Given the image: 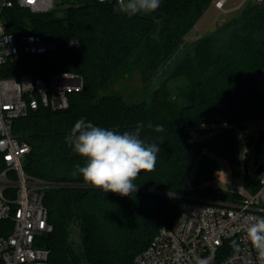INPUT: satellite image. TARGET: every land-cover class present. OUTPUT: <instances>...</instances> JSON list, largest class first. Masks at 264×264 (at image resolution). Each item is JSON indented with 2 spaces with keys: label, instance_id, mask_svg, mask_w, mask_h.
Instances as JSON below:
<instances>
[{
  "label": "trees",
  "instance_id": "1",
  "mask_svg": "<svg viewBox=\"0 0 264 264\" xmlns=\"http://www.w3.org/2000/svg\"><path fill=\"white\" fill-rule=\"evenodd\" d=\"M10 1L12 7L1 10L8 32L37 34L57 47L40 56H16L3 65L2 76L29 73L47 80L51 74L69 72L80 76L85 88L69 94L65 110L41 108L13 123V134L30 146L24 173L60 184L46 191L43 202L52 232L42 237V246L49 250L51 262L133 264L158 230L177 220L183 197L236 199L210 183L219 170L218 159L227 160L233 170L238 164L232 126L264 118V93L256 74L264 69V50L255 38L264 28V1L247 3L198 40V47L210 50L214 37L223 30L230 32L215 52H208L207 66L191 80L188 103L172 117L165 115L160 101L156 106L128 104L119 96L99 93L139 50L154 64L171 58L211 0H161L154 13L131 18L113 11L116 0H60L66 6L62 18L51 12L30 13ZM68 39L78 40L80 46L66 48ZM58 54L75 58L56 60L53 56ZM45 58L51 60L46 67H30ZM46 69L53 73L38 74ZM80 118L119 132L141 124V138L160 147L155 170L141 172L134 181L139 191L127 197L105 193L72 175L74 166L84 160L65 137ZM157 127L163 130L156 131ZM253 142L246 138L248 147ZM260 143L264 144V130L257 146ZM4 167L0 155V172Z\"/></svg>",
  "mask_w": 264,
  "mask_h": 264
},
{
  "label": "built area",
  "instance_id": "2",
  "mask_svg": "<svg viewBox=\"0 0 264 264\" xmlns=\"http://www.w3.org/2000/svg\"><path fill=\"white\" fill-rule=\"evenodd\" d=\"M228 1L217 0L215 6L223 10ZM262 1L241 0L236 8ZM14 2L34 14L48 13L54 7V0ZM12 3L0 0V155L5 163L0 172V264H55L42 246V237L52 232L43 202L46 191L60 184L24 173L23 161L30 146L13 134V123L41 108L67 109L69 94L81 91L84 85L80 76L69 72L51 74L47 80L29 73L2 76L3 65L16 56H40L57 47L55 41H44L37 34L8 32L1 10ZM64 44L68 49L80 46L76 39ZM247 180L242 184L236 180V192L230 193L235 200L183 197L177 220L160 228L133 264H256L255 251L242 239L243 221L246 216L264 215V177L257 182ZM233 240L240 245L239 252L231 247Z\"/></svg>",
  "mask_w": 264,
  "mask_h": 264
},
{
  "label": "rangeland",
  "instance_id": "3",
  "mask_svg": "<svg viewBox=\"0 0 264 264\" xmlns=\"http://www.w3.org/2000/svg\"><path fill=\"white\" fill-rule=\"evenodd\" d=\"M241 0H229L223 7L218 9L215 5L217 0H211L206 5L201 16L197 19L194 27L184 37L181 45L175 50L171 58L161 64H154L143 50H139L121 67L109 83L100 91L99 95L113 94L119 96L128 104L157 105L162 102L165 115L171 117L182 106L188 103L191 91V80L197 76V71L207 66L209 51L215 52L220 43L229 35L228 30H223L208 48L198 47L197 42L207 33L214 31L231 16L241 10L236 8ZM66 6L61 5L60 0H54V7L50 11L54 17H64ZM258 39L264 50V28L256 31ZM56 60L68 61L71 56L61 57L55 55ZM52 58V57H51ZM51 60L43 59L34 61L30 67L39 65L46 67ZM55 72V71H54ZM53 73L52 69L39 72L40 76ZM259 86L264 93V69L257 72ZM160 101V102H159ZM233 133L238 145V164L233 170L225 159H218L219 170L210 183L212 188L220 190L227 195L236 192V180L242 184L248 173V178L257 182L264 177V144L257 146L259 134L264 130V118L247 120L241 127L232 126ZM253 139L250 147L246 144V138ZM193 175V173H192ZM139 191V190H136Z\"/></svg>",
  "mask_w": 264,
  "mask_h": 264
},
{
  "label": "clouds",
  "instance_id": "4",
  "mask_svg": "<svg viewBox=\"0 0 264 264\" xmlns=\"http://www.w3.org/2000/svg\"><path fill=\"white\" fill-rule=\"evenodd\" d=\"M101 3L104 0H100ZM161 0H116L113 11L127 15H148L160 7ZM155 19V18H154ZM142 125L135 130L119 132L97 126L80 118L65 137L66 144L84 160L76 164L73 176L79 175L83 182L103 192L122 197L130 196L137 190L134 181L141 172L155 170L160 147L148 144L141 138ZM160 127L156 131H162ZM243 237L256 253V264H264V215L244 217ZM234 251H240L236 240L231 242ZM200 264H205L201 261Z\"/></svg>",
  "mask_w": 264,
  "mask_h": 264
},
{
  "label": "water",
  "instance_id": "5",
  "mask_svg": "<svg viewBox=\"0 0 264 264\" xmlns=\"http://www.w3.org/2000/svg\"><path fill=\"white\" fill-rule=\"evenodd\" d=\"M83 90H85V88H83ZM151 192H153V191H151Z\"/></svg>",
  "mask_w": 264,
  "mask_h": 264
}]
</instances>
